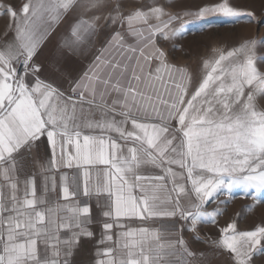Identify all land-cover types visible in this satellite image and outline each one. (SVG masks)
<instances>
[{
	"label": "crops",
	"instance_id": "obj_1",
	"mask_svg": "<svg viewBox=\"0 0 264 264\" xmlns=\"http://www.w3.org/2000/svg\"><path fill=\"white\" fill-rule=\"evenodd\" d=\"M146 3L12 11L0 34V264H234L189 229L199 198L172 120L181 87L166 83L164 30ZM20 59L30 69L14 96Z\"/></svg>",
	"mask_w": 264,
	"mask_h": 264
},
{
	"label": "rangeland",
	"instance_id": "obj_2",
	"mask_svg": "<svg viewBox=\"0 0 264 264\" xmlns=\"http://www.w3.org/2000/svg\"><path fill=\"white\" fill-rule=\"evenodd\" d=\"M19 1L0 0V34ZM144 1L164 30L166 83L181 87L172 120L199 198L189 229L231 263L264 264V0Z\"/></svg>",
	"mask_w": 264,
	"mask_h": 264
},
{
	"label": "built area",
	"instance_id": "obj_3",
	"mask_svg": "<svg viewBox=\"0 0 264 264\" xmlns=\"http://www.w3.org/2000/svg\"><path fill=\"white\" fill-rule=\"evenodd\" d=\"M29 69L30 68L28 66L27 61L25 59H20V61L18 62L14 70L12 78L10 79V81L12 82V89H13L14 96L18 95L21 89V86H22V82H21L22 77ZM69 97L71 99H81L82 98L81 94L77 92L71 93Z\"/></svg>",
	"mask_w": 264,
	"mask_h": 264
}]
</instances>
